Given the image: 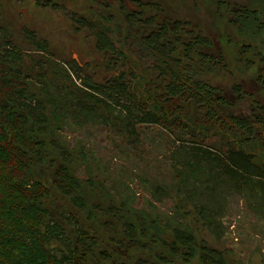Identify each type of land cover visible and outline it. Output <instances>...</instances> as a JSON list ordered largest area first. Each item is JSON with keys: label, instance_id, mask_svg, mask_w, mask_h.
<instances>
[{"label": "trees", "instance_id": "16d2710c", "mask_svg": "<svg viewBox=\"0 0 264 264\" xmlns=\"http://www.w3.org/2000/svg\"><path fill=\"white\" fill-rule=\"evenodd\" d=\"M255 3L248 0L235 18L243 34H264ZM152 4L155 16L122 13L127 52L103 24L113 20L110 13L100 21L71 18L75 30L87 28L107 67L135 58L149 61L154 73L119 72L101 81L74 60L57 58L32 29H22L29 48H21L0 15V264H230L224 250L198 240V229L222 233L228 208L239 201L264 223V104L258 101L249 116L233 114L222 91L199 77L226 71L221 53L202 51L212 43L189 34L190 23H159L164 8ZM223 5L217 3L218 17ZM87 125L120 135L135 150L151 136L148 127L163 128L173 179L152 177L153 195L174 197L172 209L160 211L151 200L145 210L133 208L126 199L91 207L83 188L94 180L74 168L80 149L60 139ZM59 195L88 225L63 205L49 207ZM97 211L106 217L107 240L89 223Z\"/></svg>", "mask_w": 264, "mask_h": 264}, {"label": "rangeland", "instance_id": "374dc122", "mask_svg": "<svg viewBox=\"0 0 264 264\" xmlns=\"http://www.w3.org/2000/svg\"><path fill=\"white\" fill-rule=\"evenodd\" d=\"M49 1H58L64 6L67 3L70 11L89 16L91 19L99 17V21L110 13L113 20L103 24L111 28V40L127 52L129 45L123 42V35L127 33L121 11L124 9H120L118 1L109 0L112 5L105 11L95 6L92 0ZM153 1L163 7L165 14H169L172 20L184 24L189 21V27H194L191 34L206 37L212 43L201 47L202 51L214 56L221 53V58L227 65L226 71L203 73L199 77L222 91L232 102L229 110L239 116H249L254 111L257 112L258 100L264 101V87L261 84L264 83V58H260L264 55V34H243L238 29V24L234 23L239 10L246 8L248 0ZM220 1L224 2V8L221 9L222 19L219 20L217 3ZM36 2L37 0H0L2 21L11 26L16 42L21 48H29L23 41L22 29H32L48 41L57 58L63 61L74 60L94 80H105L119 72H123L127 78L131 71L154 75L149 72V61H137L135 58L125 62L118 61L115 66L109 64L110 67H107L105 58L96 50L95 40L87 28L75 30L68 14L62 13V7L54 10L53 7L38 6ZM254 2L258 7L257 25L264 26V13L259 10V5L262 4L259 3L260 0ZM121 3L125 6L124 2ZM262 6L264 7V3ZM183 38L186 39V36ZM258 49L263 52L257 54ZM248 62L250 66H246ZM235 87H240V91L236 92ZM147 131L151 136L145 138L137 150L133 149L131 144L122 142L120 135L115 136L113 132L101 126H83L79 131H65L67 136L60 137L69 147L80 149V152L75 154L76 173L82 179L94 180L93 186L85 185L83 188L91 207L94 205L104 209L110 201L118 205L119 201L126 199L130 204L128 206L133 208L144 209L145 203L151 200L160 211L168 212L172 209L176 199L156 198L153 195V187L157 180L152 179L154 176L163 181L173 179L166 166L168 157L164 155L171 147L170 136L159 126H150ZM86 146L90 150L85 148ZM60 196L53 204H49V207L54 210L55 206L63 205L65 211L75 212L81 223L88 225L85 214L77 212ZM105 219L106 217L99 215L97 211L89 223L97 229L102 239L107 240L109 234L107 236L103 231ZM223 224L222 233L219 235L206 228H199L198 240H205L210 246L224 250L230 264H264V223L261 220L250 214L239 201L237 205L228 208ZM165 238L169 236L166 235ZM114 244L110 243L112 247H115ZM193 264L199 262L195 260Z\"/></svg>", "mask_w": 264, "mask_h": 264}, {"label": "flooded vegetation", "instance_id": "af4514ba", "mask_svg": "<svg viewBox=\"0 0 264 264\" xmlns=\"http://www.w3.org/2000/svg\"><path fill=\"white\" fill-rule=\"evenodd\" d=\"M46 1H48L47 4L49 5V7H50V5H54L56 7V10H59V7H62L63 8L62 13L68 14V17L70 19L73 18L74 16H77L76 12L70 11L68 9V8H70V6L67 5V3H65V6H64V5L60 4L58 1L57 2L56 1L55 2H50L49 0H44V3H46ZM92 1L94 2L95 6H97L100 9H102L103 11L109 9L111 7V5H112L109 0H107V1H105V0H92ZM114 1H118V3H120L119 4L120 9H124V10H121V11L124 12L125 14H127L128 16H132V14L137 13V14H140L143 18H146L149 15L150 16H155V12L153 11V9L151 8V5H149V4L153 3L154 5H159L156 1H153V0L152 1L151 0H113V2ZM121 2H124L125 6ZM121 4L124 6L123 8L121 7ZM146 4H148V5L145 6ZM80 16H82V15H80ZM157 18L159 19V23H163V21L165 19H171V16H169V14H163V12H162L161 14L158 15ZM187 23H189V21H187ZM192 29H194V27L190 28L188 26L187 30H188L189 34H191V30ZM261 84H262V87H264L263 86L264 83H261ZM260 103L264 104V101L260 102Z\"/></svg>", "mask_w": 264, "mask_h": 264}, {"label": "water", "instance_id": "95a60500", "mask_svg": "<svg viewBox=\"0 0 264 264\" xmlns=\"http://www.w3.org/2000/svg\"><path fill=\"white\" fill-rule=\"evenodd\" d=\"M258 89H260V87H258Z\"/></svg>", "mask_w": 264, "mask_h": 264}, {"label": "bare ground", "instance_id": "6f19581e", "mask_svg": "<svg viewBox=\"0 0 264 264\" xmlns=\"http://www.w3.org/2000/svg\"><path fill=\"white\" fill-rule=\"evenodd\" d=\"M11 41V40H10Z\"/></svg>", "mask_w": 264, "mask_h": 264}]
</instances>
